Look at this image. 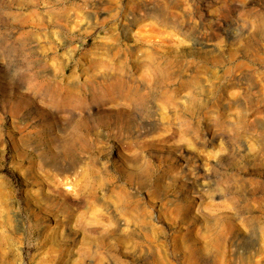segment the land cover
Wrapping results in <instances>:
<instances>
[{"label": "clouds", "instance_id": "clouds-1", "mask_svg": "<svg viewBox=\"0 0 264 264\" xmlns=\"http://www.w3.org/2000/svg\"><path fill=\"white\" fill-rule=\"evenodd\" d=\"M4 17L0 264H264V117L240 91L221 105L223 65L196 59L264 42V0H0Z\"/></svg>", "mask_w": 264, "mask_h": 264}, {"label": "rangeland", "instance_id": "rangeland-1", "mask_svg": "<svg viewBox=\"0 0 264 264\" xmlns=\"http://www.w3.org/2000/svg\"><path fill=\"white\" fill-rule=\"evenodd\" d=\"M12 11L17 12L19 9L13 7ZM0 27H15L19 30L21 25H12L10 18L4 17ZM220 35L221 32L217 31L216 36L219 37ZM212 43L210 41V44ZM92 44L93 40L89 38L87 45L91 47ZM231 48H235V45H230ZM206 51L208 55L198 56L196 59L201 60L208 67L223 65L218 68L219 79H216L218 102L222 105V102L228 99L229 92L240 91L245 94L240 106L248 110V119L257 121L259 118L264 117V77L260 75L264 73V63H261V59L264 58V42L259 40L246 42L244 48L234 52L230 51L229 59L219 56L213 57L211 55L212 47H209ZM191 71L193 75L196 74L194 70ZM221 110H223V107ZM123 258L130 260L127 256Z\"/></svg>", "mask_w": 264, "mask_h": 264}]
</instances>
